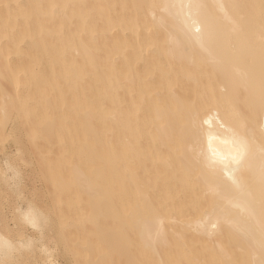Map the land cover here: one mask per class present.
I'll list each match as a JSON object with an SVG mask.
<instances>
[{
	"label": "bare ground",
	"instance_id": "1",
	"mask_svg": "<svg viewBox=\"0 0 264 264\" xmlns=\"http://www.w3.org/2000/svg\"><path fill=\"white\" fill-rule=\"evenodd\" d=\"M60 260L264 264V0H0V264Z\"/></svg>",
	"mask_w": 264,
	"mask_h": 264
},
{
	"label": "rangeland",
	"instance_id": "2",
	"mask_svg": "<svg viewBox=\"0 0 264 264\" xmlns=\"http://www.w3.org/2000/svg\"><path fill=\"white\" fill-rule=\"evenodd\" d=\"M11 150H13V148H11ZM14 153V152H13ZM28 154V153H27ZM1 158H3L1 156ZM33 160H34V164H35V167H25L24 168V173L26 175L25 178L27 183H29L30 185L33 184V185H36V187H40V184L41 182H39L41 179H40V170H39V166H38V163H37V160L35 157H33ZM36 162V163H35ZM34 166V165H33ZM34 168V169H33ZM38 169V170H37ZM27 171V172H26ZM36 172V173H35ZM32 173V174H31ZM38 174V175H37ZM29 177V178H28ZM32 186V185H31ZM57 264H65L63 262V260H60L59 262H57Z\"/></svg>",
	"mask_w": 264,
	"mask_h": 264
},
{
	"label": "snow or ice",
	"instance_id": "3",
	"mask_svg": "<svg viewBox=\"0 0 264 264\" xmlns=\"http://www.w3.org/2000/svg\"><path fill=\"white\" fill-rule=\"evenodd\" d=\"M237 162H239V160H237ZM29 222L32 223L33 227H38V219L34 216H30L29 218Z\"/></svg>",
	"mask_w": 264,
	"mask_h": 264
}]
</instances>
